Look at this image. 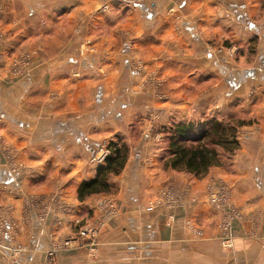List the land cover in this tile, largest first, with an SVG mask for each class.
I'll return each mask as SVG.
<instances>
[{"label": "crops", "instance_id": "0c3cea01", "mask_svg": "<svg viewBox=\"0 0 264 264\" xmlns=\"http://www.w3.org/2000/svg\"><path fill=\"white\" fill-rule=\"evenodd\" d=\"M102 4L109 11L92 15L91 22L95 30L98 18L100 32H110L109 41L100 43L107 67L101 78L80 70L89 61L78 49L88 35L85 23L93 8ZM119 25L132 38L130 49L121 45ZM255 37L258 65L264 66V0H0V139L9 148L0 149V221L14 224L12 232L0 234V264H42L57 238L103 214L99 198L80 202L76 191L95 175L88 159L101 142L92 131L104 137L121 134L116 121L122 114L129 121L134 113L129 98L113 104L112 93L125 92L122 83L130 81L112 70L128 65L124 55L147 59L152 68L160 64L166 88L183 107L179 119L191 105L223 116L215 114L211 101L205 105L193 96V104L183 93L188 73H196L197 82L221 73L222 82L209 96L218 100L221 87L226 97L241 101L254 87L251 109L264 123V106L255 104L264 99V70L233 75L200 51L213 40L244 50ZM26 52L32 53V70L13 80L6 65ZM74 63L79 69L68 67ZM134 92L131 84L129 94ZM158 167H144L132 154L120 175L112 177L119 214L106 221L95 254L83 247L66 250L55 264H264V154L244 148L231 171L216 167L201 177ZM220 183L232 187L243 217L232 223L227 249L220 246L218 230L224 209L208 200ZM164 189L171 190L179 206L148 208Z\"/></svg>", "mask_w": 264, "mask_h": 264}, {"label": "rangeland", "instance_id": "374dc122", "mask_svg": "<svg viewBox=\"0 0 264 264\" xmlns=\"http://www.w3.org/2000/svg\"><path fill=\"white\" fill-rule=\"evenodd\" d=\"M105 7L107 9H104ZM108 11V4H102L93 8L90 19H88L87 23H85L89 31L88 35L85 37V40L81 44H79L78 52L81 54V56L86 55L85 57H87V61H89L88 65H86V67L80 68V70H85L86 73H89L94 77L98 76L102 78L105 77V74H107V67L104 65V56L106 55L102 53V46H100V43L102 42V40H104V44L109 41L110 32H103V34L100 32L98 18L94 19L96 25L94 26V30L91 26V22L93 21L92 15H96V17H99V15L105 14ZM125 22L126 20L122 19L121 28L125 27ZM79 27H81V25H79ZM119 28L120 25L118 26V36L121 37V45H123V47L125 45L127 49H130V47H132L131 36H129V34L125 30H121ZM258 39V37H255L253 41L254 43L246 46L244 50H239L237 46L229 43V41L223 42L222 45L215 43L214 40L207 41L205 48L201 49L200 51L205 56L210 55L214 57L218 62L217 65L219 66V69H227L229 73H234L233 75H242L243 73L241 74L240 72L242 70L254 68L259 71L260 69L264 70V66H261L260 64L258 65ZM222 40H224V38H222ZM1 52L2 51H0V53ZM221 55L222 57H225V59L221 60L218 57ZM31 57L33 56L30 52L20 53L11 57L12 59H10L8 61V64L6 65L5 72H7L8 75L13 78V80L22 79L28 76L33 67L30 62ZM124 59L128 61V65H121L120 68L112 67V70L113 73L116 72L115 74L127 75L126 77H128L130 81H124L122 83L125 92L121 93L118 91L112 93L113 104L115 105V103L118 101H124L125 103H127V101L130 99L131 102H135V104L133 105L134 113L131 115V120L129 121L124 120V114H122L121 121H116V124L119 125V129L121 130V134L117 133V135H109L107 137H104L103 135H99V133L92 131V138L96 141H100L101 143L99 144V146L93 147L95 151L88 159V166L90 165L96 168V159H102L100 161L101 164L99 165H104L105 159L111 153L110 144L111 142H115L118 144L117 146H125L126 152L128 153L126 162L130 159L131 155L134 154L138 156L140 165L149 168L150 165L156 164L159 166V169H162L163 172H166L169 170L168 168H166L167 165L165 162L169 157L168 148L169 139L172 137L173 133L172 128L175 125L181 126L187 123H190L191 125L189 129L192 130V135L198 134V132L204 130H208V128L214 122H222V124L225 125L226 123H228L230 126L238 127L235 135V141L238 142L237 149L232 153H224L221 149L217 148L219 160L222 164L217 168H223V170L226 169L231 171L233 169L232 167L235 165L238 155L240 156L242 154V150H244V148L247 149L248 153L264 154V144L261 143L262 138L264 137L263 119L259 118V115H257L256 112L252 111L251 109L255 102L250 98L256 91L254 87L248 88V90L244 93V100L241 101H236L235 98L233 100L229 97H226L227 89L224 90L220 87L221 93L219 92V99L215 100L214 97L209 96V93H211L212 88L218 85V83L222 82L223 75L219 73L218 76L212 78L210 76L207 77L203 75L200 76L201 78L197 82L195 78H197L198 75L192 72L188 73L187 81L185 83V86L183 87V93L187 95V100L192 101V103L194 104V101L196 99L193 96H197L204 102L205 105L211 101L212 104L210 103L209 105H212L214 107L215 114L223 113V116L218 118L217 116L215 117V115L211 116V114H206V112H210V110L208 111L209 107H204L202 105H197L196 107L191 105V107H188V109L186 107V109L188 110L186 111L188 115L179 119L180 111L183 107H180L178 103V95L174 96L175 93H172V90H170L171 92L169 93V89L166 88V83L161 78L162 69L160 67V64H158L157 61L154 60L158 65L155 64V67L152 68V65L147 64V59L133 57V60H130V58H128V55H124ZM75 63L73 65H68V67L78 68ZM262 73H264V71ZM75 74L76 73L73 74V77L77 76V74ZM224 82L225 81H223L222 83L223 86ZM115 84L118 85L119 83L116 82ZM131 84H133L135 92L129 94ZM254 85L255 84L252 81L251 86ZM97 90L98 88L96 89L95 84L92 87L91 102L95 103L96 95L94 92H97ZM187 104L188 106L190 105L189 102ZM255 104L256 107L260 105L264 106V99L258 101V103L256 102ZM197 108H201L203 112H197ZM260 109H263V107L260 106ZM122 111L123 109H121V113ZM0 149H2L3 151L9 150L8 146L4 144L1 139ZM120 173L117 176H119ZM109 181L111 182L110 185L112 186L110 193L103 196L99 195L91 197V200L99 198L101 202L99 207L101 213L102 210L106 212V209L103 208V201H111L113 207L116 210V215L104 218L105 214H98L97 216L94 215L93 217H91L90 221H108L113 217H118V208L114 201L117 186L114 184V182H112V177L109 179ZM228 186L230 187L231 202H233L232 187L230 185ZM35 201L39 204H44L43 201H39L38 198H35ZM234 203L235 202L232 203L233 207L237 208ZM147 207L149 208L150 205L147 204ZM159 207H162V205H158L156 208ZM40 213L41 215L45 214L44 211H41ZM79 223L80 222H78V224ZM90 224L92 223L80 225L78 229L76 228L73 234L59 237L57 238L56 242L68 237L71 238L72 236L76 235L80 229H84ZM13 227L14 224L12 221H0V234L7 233L8 231L12 232ZM64 251L66 250L60 251L55 255L57 256L59 253ZM45 255L42 260V264H44L45 262ZM56 256H54L52 264H55L57 258Z\"/></svg>", "mask_w": 264, "mask_h": 264}, {"label": "trees", "instance_id": "16d2710c", "mask_svg": "<svg viewBox=\"0 0 264 264\" xmlns=\"http://www.w3.org/2000/svg\"><path fill=\"white\" fill-rule=\"evenodd\" d=\"M190 123L173 126L172 137L169 139V157L166 165L169 170L186 173L190 176L201 177L210 169L221 166L217 148L224 153H232L237 149L235 141L237 126L228 123L214 122L208 128L192 135ZM111 142V153L105 159L104 165H98L94 178L82 182L77 191L78 201L107 195L112 186L109 179L117 176L124 168L127 152L124 145L117 146ZM227 165V163H226Z\"/></svg>", "mask_w": 264, "mask_h": 264}, {"label": "built area", "instance_id": "2783aa9c", "mask_svg": "<svg viewBox=\"0 0 264 264\" xmlns=\"http://www.w3.org/2000/svg\"><path fill=\"white\" fill-rule=\"evenodd\" d=\"M104 9L107 8L105 7ZM101 160L102 159H96V165L101 164ZM230 195V187L226 184H220L208 195V200L212 205H216L224 209V216L218 225V230L220 246L225 249L231 248L232 245V237L230 235L232 223L243 218L242 213L237 208L233 207ZM178 203L179 202H177L171 190L164 189L159 193L156 200L149 202V208L154 209L158 205L175 207L179 206ZM103 208L106 209V212L102 210V213L105 214L104 218L116 215V210L111 201H103ZM105 223L106 221H94L84 229H80L78 233L71 238L68 237L63 240H58L57 242L55 241L52 248L45 255L46 259L44 264H52L54 256H56L55 254L63 250L83 247L85 250L95 254L98 243L97 238L104 229Z\"/></svg>", "mask_w": 264, "mask_h": 264}, {"label": "bare ground", "instance_id": "6f19581e", "mask_svg": "<svg viewBox=\"0 0 264 264\" xmlns=\"http://www.w3.org/2000/svg\"><path fill=\"white\" fill-rule=\"evenodd\" d=\"M96 166H98V165H96Z\"/></svg>", "mask_w": 264, "mask_h": 264}]
</instances>
